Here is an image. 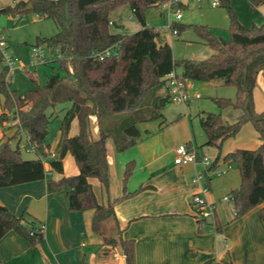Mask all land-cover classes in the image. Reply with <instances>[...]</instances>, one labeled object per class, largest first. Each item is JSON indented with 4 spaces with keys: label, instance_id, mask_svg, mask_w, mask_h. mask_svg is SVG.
Listing matches in <instances>:
<instances>
[{
    "label": "trees",
    "instance_id": "trees-1",
    "mask_svg": "<svg viewBox=\"0 0 264 264\" xmlns=\"http://www.w3.org/2000/svg\"><path fill=\"white\" fill-rule=\"evenodd\" d=\"M249 1L252 6L264 5V0ZM160 2L18 0L0 8V13L14 16L34 11L41 17L52 18L58 30L49 37H39L38 41L61 55L55 58L59 63L57 72L50 74L42 85L33 78L35 86L20 94L12 86V75L0 49L3 97L0 125L6 130L11 121H18L15 131L0 141V187L46 178L45 162H48L62 175L56 179L48 177L47 190H66L71 210L94 208L95 227L107 216L116 217L115 201L99 202L89 178H97L108 191L107 139L112 138L117 151L136 144L142 133L139 124L163 117L162 108L171 101L166 76L181 65L184 77L221 80L225 85L235 86L234 100L218 97L216 101L221 108L233 106L241 110L237 119L229 122L221 112L206 111L200 122L209 145L235 135L246 121L254 124L261 139L259 146L230 151L224 160L234 163L240 171V185L230 192L236 216L259 206L264 221V112L256 111L252 95L258 74H264V21L246 26L237 18L230 0H219L228 10L229 39L214 34L207 26H197L215 52L204 59L176 60L171 45L161 41L160 29L148 25L146 20V11L158 7ZM29 4L31 8L27 9ZM123 6H128L141 24L134 32L123 30L120 12ZM115 43H119L117 52L103 57L97 54ZM59 105L65 111L59 140L52 149L47 141L53 120L49 110ZM92 116L97 119V138L91 130ZM75 119L79 131L70 135ZM18 132L26 136L27 146L35 157L25 158L19 144L11 145L10 140ZM68 152L78 165L76 174H63V158ZM135 164L134 160L126 163L124 188ZM25 213L17 214L0 204V238L14 230L26 237L32 247L36 246L43 239L44 223L29 221ZM120 243L126 264H136L134 239L121 236Z\"/></svg>",
    "mask_w": 264,
    "mask_h": 264
},
{
    "label": "crops",
    "instance_id": "crops-1",
    "mask_svg": "<svg viewBox=\"0 0 264 264\" xmlns=\"http://www.w3.org/2000/svg\"><path fill=\"white\" fill-rule=\"evenodd\" d=\"M246 6L252 14L253 24L264 21V5L252 6L247 0ZM252 95L256 111L264 112L262 72L256 78ZM2 110L0 94V112ZM204 112L197 113L199 122ZM240 113L241 110L233 106L221 110L223 118L229 122L235 121ZM190 117V112L185 111L187 135L181 143L195 148L199 157L208 156L215 162L219 174L207 172L200 161L175 163V147L164 149L160 140L148 138L146 145H138L132 153L117 151L113 141H107L108 191L97 178L90 177L89 181L99 202L115 201L116 217L107 216L95 227L94 208L71 210L66 190H47V178L56 179L62 174L45 162L46 178L0 187L1 205L17 214L25 211L29 221L36 220L45 225L43 239L33 247L16 231L6 232L0 238V264H126L121 236L134 239L136 264H216L217 261L264 264V221L260 207L236 216L233 201L224 200V196L241 182L239 168L224 160V156L238 148L259 146L258 131L251 121H246L235 135L209 145L205 132V136L197 139ZM59 127L53 142L47 140L52 149L60 137ZM91 130L93 137H99L95 116L91 117ZM78 131L79 124L75 119L70 135ZM9 134H12L11 128L4 130L0 125V141ZM26 141V136L21 133L10 143L19 144L22 150L21 144L27 145ZM26 149L34 153L32 149ZM129 160L136 164L124 188L123 176ZM63 166L65 175L79 172L70 152L63 158ZM199 173L204 177L194 180ZM205 186L209 189L204 196L215 205V215L200 219L191 198Z\"/></svg>",
    "mask_w": 264,
    "mask_h": 264
},
{
    "label": "rangeland",
    "instance_id": "rangeland-1",
    "mask_svg": "<svg viewBox=\"0 0 264 264\" xmlns=\"http://www.w3.org/2000/svg\"><path fill=\"white\" fill-rule=\"evenodd\" d=\"M180 11L182 17L177 19L175 12L159 7L149 8L145 15L147 23L160 29L161 41H167L171 47L176 60L183 58L204 59L215 50L206 44L205 39L200 35L197 26H207L214 34L229 39L230 32L228 10L218 1L214 6V0H181ZM247 0H230L231 6L237 18L246 26L253 24L254 20L249 8L246 6ZM2 6L13 3V0H0ZM123 8V9H122ZM121 22L123 30L134 32L141 24L131 12L128 6L121 7ZM174 22H176L174 24ZM245 22V23H244ZM178 29L176 34L172 33L169 25ZM257 24V23H256ZM58 30L56 22L52 18L41 17L34 11H28L23 16L8 15L0 13V38L6 41L5 51L11 57L10 73L12 75V86L23 94L26 90L33 88L35 83L44 84L50 74L58 71L59 63L54 59L49 62H37L34 58L33 46L40 44L38 38L49 37ZM175 71L182 75L181 65H177ZM199 93L200 98L191 97L186 102L171 100L163 108V117L145 121L139 124L142 136L136 144L127 148L125 153H132L137 150L138 145H146V139L161 141L159 144L164 149L176 147L183 142L187 135V128L184 121V112H190V120L194 121L197 139L205 136L199 122L197 113L205 110L207 112H221L223 108L219 106L216 99L218 97H229L235 99L236 88L233 85H225L221 80L203 81L198 80L193 83L190 93ZM27 109L28 107H23ZM228 108V107H227ZM64 109L59 105L53 110H49L52 116L50 131L47 140L53 142L57 129L61 123ZM181 115V116H180ZM162 121V123H161ZM17 120L10 122V128L15 131ZM161 126V127H160ZM21 134L20 132L17 135ZM24 140V139H23ZM107 141L112 142V138ZM148 143V142H147ZM16 143H12L15 146ZM23 157L32 158L35 153L22 147Z\"/></svg>",
    "mask_w": 264,
    "mask_h": 264
},
{
    "label": "built area",
    "instance_id": "built-area-1",
    "mask_svg": "<svg viewBox=\"0 0 264 264\" xmlns=\"http://www.w3.org/2000/svg\"><path fill=\"white\" fill-rule=\"evenodd\" d=\"M182 3L181 0H161L160 4L158 5L160 11L162 9H166L168 12L173 10L175 12V17L180 19L182 17L180 11V4ZM218 1L214 0L213 5H218ZM172 28V33L176 34L178 29L173 27V23L169 25ZM6 41L3 37L0 38V49L3 55V59L5 63L9 66L11 64V57L5 51ZM119 47V43H115L112 46L107 47L103 51L97 53L100 57L104 55H110L112 53L117 52ZM33 53L35 61L37 62H49L54 60L56 57H60V53L57 51H51L46 45L44 44H36L33 46ZM167 86H168V95L171 100L179 101V102H186L191 97L199 98L201 95L197 92L191 95L190 90L193 88V83L190 81V78L184 77L183 75H179L175 69L172 70L170 73L167 74ZM27 143V141H26ZM22 147H26V144H21ZM26 148H29L28 146ZM30 149V148H29ZM175 158L174 162L178 164L182 163H196L198 161L202 162L206 168L207 172H211L214 174H219V171L212 166L213 162L208 156H201L199 157L196 149L193 148L188 143H181L175 147ZM54 155V154H53ZM204 177L203 173H199L194 176V180L200 179ZM209 187L205 186L201 192L195 193L192 195L191 202L196 209V215L200 219L212 218L215 215V205L210 203L204 196V194L208 191ZM224 200H233L232 195L228 194L224 196ZM45 227V225H44Z\"/></svg>",
    "mask_w": 264,
    "mask_h": 264
},
{
    "label": "water",
    "instance_id": "water-1",
    "mask_svg": "<svg viewBox=\"0 0 264 264\" xmlns=\"http://www.w3.org/2000/svg\"><path fill=\"white\" fill-rule=\"evenodd\" d=\"M31 8V4H29L28 6H27V9H30Z\"/></svg>",
    "mask_w": 264,
    "mask_h": 264
}]
</instances>
